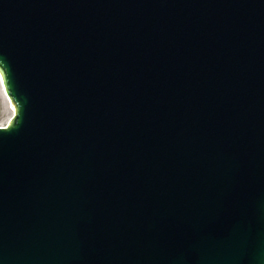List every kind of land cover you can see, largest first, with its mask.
Here are the masks:
<instances>
[{"label":"water","instance_id":"1","mask_svg":"<svg viewBox=\"0 0 264 264\" xmlns=\"http://www.w3.org/2000/svg\"><path fill=\"white\" fill-rule=\"evenodd\" d=\"M0 264H264V0H0Z\"/></svg>","mask_w":264,"mask_h":264},{"label":"rangeland","instance_id":"2","mask_svg":"<svg viewBox=\"0 0 264 264\" xmlns=\"http://www.w3.org/2000/svg\"><path fill=\"white\" fill-rule=\"evenodd\" d=\"M13 115L10 106L5 105L0 91V125H6Z\"/></svg>","mask_w":264,"mask_h":264},{"label":"bare ground","instance_id":"3","mask_svg":"<svg viewBox=\"0 0 264 264\" xmlns=\"http://www.w3.org/2000/svg\"><path fill=\"white\" fill-rule=\"evenodd\" d=\"M0 91H1V95H2V98H3V101H4L5 105L10 106L11 110L13 111L14 110L13 105L10 102L9 98L7 97V95H6L5 91H4V88H3V85H2V81H1V77H0ZM0 126H4V125H0Z\"/></svg>","mask_w":264,"mask_h":264}]
</instances>
